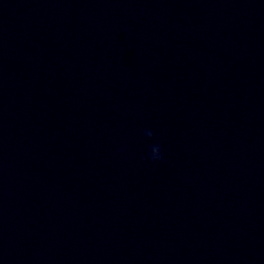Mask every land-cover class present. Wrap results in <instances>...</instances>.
I'll list each match as a JSON object with an SVG mask.
<instances>
[{
  "label": "water",
  "instance_id": "1",
  "mask_svg": "<svg viewBox=\"0 0 264 264\" xmlns=\"http://www.w3.org/2000/svg\"><path fill=\"white\" fill-rule=\"evenodd\" d=\"M0 264H264V0H0Z\"/></svg>",
  "mask_w": 264,
  "mask_h": 264
},
{
  "label": "clouds",
  "instance_id": "2",
  "mask_svg": "<svg viewBox=\"0 0 264 264\" xmlns=\"http://www.w3.org/2000/svg\"><path fill=\"white\" fill-rule=\"evenodd\" d=\"M142 135L144 136L146 140H152L154 136L151 130H144ZM119 151L123 152L124 149L121 148ZM145 158L147 159V161L153 162V163L163 161L161 145L159 143H153L152 145H150Z\"/></svg>",
  "mask_w": 264,
  "mask_h": 264
}]
</instances>
